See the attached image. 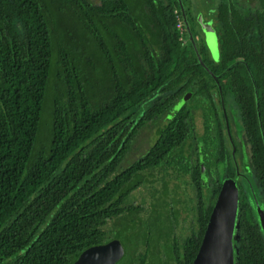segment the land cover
<instances>
[{"label":"trees","instance_id":"trees-1","mask_svg":"<svg viewBox=\"0 0 264 264\" xmlns=\"http://www.w3.org/2000/svg\"><path fill=\"white\" fill-rule=\"evenodd\" d=\"M173 2L191 0H0V264H74L114 238L125 246L116 264L193 263L220 187L205 191L200 170L194 186L183 178L188 105L126 161L140 128L190 89L217 87L203 47L181 39ZM216 17L223 69L245 46L241 29L264 32V0H224ZM248 63L255 82L228 80L250 91L240 102L258 195L240 187L234 255L235 264H264L253 209L264 204V57Z\"/></svg>","mask_w":264,"mask_h":264},{"label":"flooded vegetation","instance_id":"flooded-vegetation-1","mask_svg":"<svg viewBox=\"0 0 264 264\" xmlns=\"http://www.w3.org/2000/svg\"><path fill=\"white\" fill-rule=\"evenodd\" d=\"M222 1L224 0H221L218 6ZM190 5L191 2L187 5L181 2L179 5L174 2L172 4L173 11L174 8L180 10V15L188 33V35L185 33L184 37L181 39L187 44L192 42L196 47L198 45L203 47V56L198 51V57L200 55L199 60L201 63L204 62L202 63L203 66L216 80L217 87L212 88L209 93H200L198 89L193 88L181 97V99L187 98V101L182 107L187 104L192 113H190V137L184 144V149L187 151L186 156L189 155L187 158L189 171L183 178L187 179L188 183L194 186L193 184H195L196 180L193 173L195 170H200L203 188L208 192L217 187H220V192L225 180L232 179L239 188L240 202L241 186L244 187L247 192L248 187L251 188L252 191L254 189V195H258L257 187L252 178L253 167L251 164L250 143L243 122L244 106L240 102V94H249L250 91L242 85L240 86L230 82L228 78L230 79V76L239 73L241 77H250L253 80L254 73L248 61L256 58L259 53L264 57V32L260 31L256 26L253 30H251L250 26L241 29L239 33L240 39L245 46L242 45L244 47L239 49V54L229 60L227 66L222 69L220 65L224 62V56L221 39L219 58L211 60L213 56L211 44L208 43V41H205L203 44H198L193 37V23L197 24L196 20L198 16L195 21L192 19ZM221 34L222 27L219 26L220 37ZM238 64H243L247 71L243 73L237 72L235 66ZM253 82L255 81L253 80ZM258 91V86L254 83L256 106L259 111ZM181 99H179V101ZM182 107H180L179 110H181ZM246 109L247 107H245V110ZM178 112L171 117L170 108L165 115H159L152 120L148 126L140 128L134 137L132 147L126 157L127 163L147 152L157 139L158 125L163 126L169 123ZM245 159L248 160L247 168L250 172L246 169ZM168 169L169 172L177 174V171L173 169V165L169 166Z\"/></svg>","mask_w":264,"mask_h":264},{"label":"water","instance_id":"water-1","mask_svg":"<svg viewBox=\"0 0 264 264\" xmlns=\"http://www.w3.org/2000/svg\"><path fill=\"white\" fill-rule=\"evenodd\" d=\"M201 20L204 18H199L198 15V21ZM186 101L187 98H183L174 104L171 108V117ZM245 161L246 169L250 172L247 168L248 160L245 159ZM263 207L264 204L260 200H256L253 205V209L259 211L264 228ZM238 209L239 189L235 181L227 179L217 196L201 246L192 264H235L234 238ZM124 254V244L119 238H114L108 242L88 247L79 255L74 264H116Z\"/></svg>","mask_w":264,"mask_h":264},{"label":"rangeland","instance_id":"rangeland-1","mask_svg":"<svg viewBox=\"0 0 264 264\" xmlns=\"http://www.w3.org/2000/svg\"><path fill=\"white\" fill-rule=\"evenodd\" d=\"M220 1L221 0H194V7L200 8V11L204 12L205 17L207 19L211 18V20L208 22H205L204 20L198 21V18H197L196 22L198 25L196 23H193V32H194L193 37L196 40V42H198V44H203L205 43V41H208V43H210L212 46V49H213L212 58L213 59L211 58V60L218 59L220 55L219 25H218L217 18H216L217 6ZM204 2H205V7H204ZM202 17H204L203 14H200L199 18H202ZM66 24L71 25L72 22L69 21ZM204 24H207L209 26H206ZM76 35L82 41V43H86L87 41L86 35L85 36L81 35V32L79 30L77 31ZM188 191H190V189ZM142 194L144 193L140 191L137 193V196L140 197V195ZM181 197L184 198V194H181ZM182 214L185 215L186 212H182ZM187 227L182 228V226L180 225L179 227H177L176 233L184 237L186 235L185 232H187L189 229ZM117 232L118 231L116 227L113 231V234L115 235L117 234Z\"/></svg>","mask_w":264,"mask_h":264},{"label":"built area","instance_id":"built-area-1","mask_svg":"<svg viewBox=\"0 0 264 264\" xmlns=\"http://www.w3.org/2000/svg\"><path fill=\"white\" fill-rule=\"evenodd\" d=\"M174 12L176 14V18H177V28L180 32V35H181V38L184 37L185 33H186V29H185V26H184V21L180 15V10L178 8H174Z\"/></svg>","mask_w":264,"mask_h":264},{"label":"crops","instance_id":"crops-1","mask_svg":"<svg viewBox=\"0 0 264 264\" xmlns=\"http://www.w3.org/2000/svg\"><path fill=\"white\" fill-rule=\"evenodd\" d=\"M189 7H190V10H191V16H192V19H193L194 21L196 20V18H197L198 15L200 16V14H203V16H204V21L208 22V21L211 20V18L207 19V18L205 17L204 12H203V11L201 12V11H200V8H198V7H194V0H191V5H190ZM204 7H205V2H204Z\"/></svg>","mask_w":264,"mask_h":264},{"label":"bare ground","instance_id":"bare-ground-1","mask_svg":"<svg viewBox=\"0 0 264 264\" xmlns=\"http://www.w3.org/2000/svg\"><path fill=\"white\" fill-rule=\"evenodd\" d=\"M255 193V192H254ZM253 194V193H252Z\"/></svg>","mask_w":264,"mask_h":264}]
</instances>
